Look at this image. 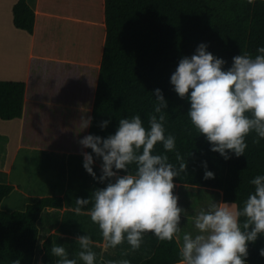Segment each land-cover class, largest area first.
Listing matches in <instances>:
<instances>
[{"label": "trees", "instance_id": "trees-1", "mask_svg": "<svg viewBox=\"0 0 264 264\" xmlns=\"http://www.w3.org/2000/svg\"><path fill=\"white\" fill-rule=\"evenodd\" d=\"M29 1L15 4L13 23L31 35L32 57L99 68L89 134L114 135L120 119L135 115L148 128L157 103L154 93L160 89L168 104L163 110L165 135L175 137L176 148L166 152L158 143L154 154L167 155L178 167L175 151H179L187 163V174L174 178V183L220 191L224 203L243 209L244 201L254 193L250 181L264 175V139L251 133L244 155L237 157L229 151L227 160L211 151L210 143L191 124L190 101L178 96L170 78L180 59L195 54L201 43L226 61L224 70L231 67L234 56L255 57L257 49L264 47V0L251 4L248 0H75L84 13L57 12L56 5L63 6L57 3L70 0H37L35 9ZM26 90L25 82L0 81L1 120L23 117ZM105 120L110 123L102 129ZM86 149L101 166L102 158ZM134 170L131 165L130 171ZM206 170L214 173L213 179L204 178ZM13 190L12 185L0 183V264H13L16 259L20 264H34L39 220L47 209H62L64 200L39 198L23 211L6 212L1 203ZM53 245L52 239L43 243L42 264H57L51 254ZM180 247L175 238L159 241L152 257L141 264H179ZM261 249L264 235L248 243L246 264H264Z\"/></svg>", "mask_w": 264, "mask_h": 264}, {"label": "clouds", "instance_id": "clouds-1", "mask_svg": "<svg viewBox=\"0 0 264 264\" xmlns=\"http://www.w3.org/2000/svg\"><path fill=\"white\" fill-rule=\"evenodd\" d=\"M207 47L201 43L195 54L180 59L170 83L181 99L190 101L187 114L191 124L210 143L211 151L227 160L229 151L237 157L244 155L246 138L251 133L264 139V47L257 49L255 57L247 53L234 56L227 70L226 61L215 57ZM154 95L157 103L148 128L135 115L120 119L114 135L101 138L89 134L79 141L82 148H90L102 158L101 175L97 177L93 155L82 153L84 169L106 186L94 190L90 198H76L73 211L82 215V209L92 203L88 214L101 230L106 247L115 248L126 240L136 251L147 233L160 241H180L181 215L187 217V211L178 206L174 178L187 174V163L179 151H175L178 167L169 162L167 155L154 154L158 143L166 152L176 148L175 137L165 135L163 110L168 107L167 101L160 89ZM92 119L82 117L81 128L89 127ZM109 123L105 120L100 127L104 129ZM131 165H135L134 171H130ZM121 171L126 174L120 175ZM204 178L213 179L214 173L206 170ZM250 183L254 193L244 201L242 210L235 204L212 202L206 210L187 217L196 233H183L179 264H246L248 243L264 235V175ZM76 241L81 249L79 259L84 264H95L90 236H79ZM51 254L59 258L57 264H77L63 246L53 245ZM260 255L264 257V249ZM13 264H20V260ZM106 264L130 262L122 259Z\"/></svg>", "mask_w": 264, "mask_h": 264}, {"label": "crops", "instance_id": "crops-1", "mask_svg": "<svg viewBox=\"0 0 264 264\" xmlns=\"http://www.w3.org/2000/svg\"><path fill=\"white\" fill-rule=\"evenodd\" d=\"M18 1L0 0V81H21L27 85L23 117L12 121L0 120V128H2L0 129V144H2L0 147V178L4 177L0 182L14 187L12 193L18 192L24 201L22 206L25 208L39 198L56 196L64 200L62 209H47L39 220V240H41L42 247L47 239H52L54 245L63 246L66 249L69 258L77 259V264H84L78 257L81 249L76 238L88 235L93 241L91 250L96 253L95 264L107 261L119 262L122 259L129 260L130 264H141L152 257L160 241L154 234H145L141 247L136 251H132L126 240L115 248L106 247L101 230L97 224L92 222L88 214L92 203L82 209L84 213L82 215H76L73 211L77 206L76 198H90L94 190L106 186V183L101 184L94 180L83 167L82 153L87 152V149L82 148L79 141L89 134L90 126L81 128L82 136L80 137L77 134L70 136L67 130L65 135L49 134L43 127L44 121H57L62 112H71L74 117L73 123L76 126H81L82 117H92L99 73L89 83L88 79L92 77L89 70L81 72L83 82L73 88L69 87L70 90L65 98L56 97L55 94L50 95L45 90L37 91L33 84L34 77H32L34 63L38 62L41 67L45 60L32 57L31 35L14 26L13 7ZM29 4L35 9L37 0H30ZM57 4L63 5L62 8L56 5L58 13H84L75 0ZM64 6L66 8H63ZM35 115L41 120L42 128L32 124V120L37 118ZM3 121L7 124H3ZM24 152L30 158L34 154L44 165L45 173L40 179L43 183L40 193L32 189L33 180H26L28 170L25 169L28 168L27 165L30 162L24 159L23 155L21 156ZM93 171L97 177L101 175V166L96 162L93 164ZM13 173L18 175L15 179H13ZM175 185L174 194L179 197L178 202L187 197L190 199L188 192L182 194V191H185L184 186L188 190H192L193 186ZM183 195H185L184 198ZM207 203L208 206L211 202ZM218 203H222L221 200ZM181 217L186 216L181 215ZM179 244L182 246L181 237Z\"/></svg>", "mask_w": 264, "mask_h": 264}, {"label": "rangeland", "instance_id": "rangeland-1", "mask_svg": "<svg viewBox=\"0 0 264 264\" xmlns=\"http://www.w3.org/2000/svg\"><path fill=\"white\" fill-rule=\"evenodd\" d=\"M43 66L39 67L38 62L34 63L33 68V75L34 77V85L37 88V91H44L50 95L55 94L56 97L65 98L66 94L70 90V88L75 87L76 85L83 82L81 79V76L83 75L81 72H84V70H89V74L92 75L91 78L88 79L89 83L94 80L98 73V68H91V67H76L71 64L66 63H60V62H54V61H43ZM78 68V69H77ZM70 87V88H69ZM35 119L32 120V124H34L35 127L42 128V122L38 118V116L35 115ZM1 120V119H0ZM59 121V124H58ZM1 122V121H0ZM74 117L72 116L71 112H62V115L57 121H44L43 128L46 130L49 134H56V135H65V131H68V134L74 135L77 134L78 137L82 136L81 133V126L74 125ZM3 124L4 121L2 122ZM2 129V128H0ZM0 147H2V144H0ZM23 155V158L29 160L28 168L25 170H28V175L26 180H33L31 184L32 189L36 190L40 193V188L42 186V182H40L41 176L44 175V165L39 162V160L36 158V156L33 154L32 157L27 156V154L24 152L21 154ZM20 158V157H19ZM22 158V159H23ZM18 176L17 174L13 173V179ZM4 179L3 176H1L0 181ZM1 183V182H0ZM29 184V183H28ZM29 187V186H28ZM176 188V187H175ZM174 188V190H175ZM192 190H188L183 187L185 191H182V194L184 192H188L187 199L182 200L181 202H178V206L185 209L187 211V217H194L201 209H207V202H216L218 203L219 200L222 201V194L220 191L217 190H211L207 188L202 187H192ZM185 195H183L184 198ZM24 201H22L21 197L19 196L18 192L11 193L9 197L4 199L1 204V209L6 212H15V211H23L25 207H23ZM183 215V214H182ZM184 216V215H183ZM187 217H181V233L180 237L182 238L184 232H191L193 234L196 233V229L194 227V223L191 219H187ZM41 254H42V243L41 240L38 241L37 251H36V258L34 264H42L41 262ZM140 264V263H139Z\"/></svg>", "mask_w": 264, "mask_h": 264}]
</instances>
